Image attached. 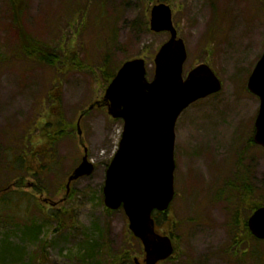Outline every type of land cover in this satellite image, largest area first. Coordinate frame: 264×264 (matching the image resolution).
<instances>
[{"label": "rangeland", "instance_id": "rangeland-1", "mask_svg": "<svg viewBox=\"0 0 264 264\" xmlns=\"http://www.w3.org/2000/svg\"><path fill=\"white\" fill-rule=\"evenodd\" d=\"M158 1L27 0L23 14L27 31L57 49L73 48L84 64L81 69L56 70L36 61L32 64L19 54L10 31L8 0H0V189L19 181L24 186L18 190L17 211L10 213L8 221L0 218V247L5 238L10 243L0 264H135V258L143 262V247L130 233L125 212L109 211L104 204L106 171L123 122L103 108H88L104 96V74L96 68L105 56L113 68L128 58H145L147 77L153 79L155 55L169 38L149 29V14ZM163 1L172 6L176 27L187 45L185 74L208 63L223 88L192 105L179 119L177 197L165 222L172 225L178 251L161 264H264L263 242L259 249L263 260L243 254L252 242L239 223L233 225L240 201L230 202L228 193L220 196L228 182L249 188L238 220L264 196V149L248 143L260 101L246 88L264 52V0ZM52 97L62 102L61 140L47 150L52 153L48 152L47 161L37 155V167L48 166L44 173L32 169L23 176L18 172L22 164H12L9 149L13 155L16 135L23 139L22 127L36 117L34 144L40 150L44 123L51 120ZM86 110L80 137L77 123ZM84 147L96 169L74 182L69 200L57 207L67 223L59 226L47 218L50 206L41 203L34 191H43L44 197L55 201L64 197L68 176L82 161ZM29 181L35 182V190L25 188ZM32 193L34 200L29 202ZM33 223L39 236L25 237V225Z\"/></svg>", "mask_w": 264, "mask_h": 264}, {"label": "water", "instance_id": "water-1", "mask_svg": "<svg viewBox=\"0 0 264 264\" xmlns=\"http://www.w3.org/2000/svg\"><path fill=\"white\" fill-rule=\"evenodd\" d=\"M150 28L171 35L156 55L154 80L146 78L145 60L134 59L120 68L106 90L109 114L124 121V132L107 170L104 202L110 210L123 206L130 231L144 246L145 264H158L174 252L171 238L156 233L152 214L166 211L175 195L177 120L191 104L219 92L222 84L206 64L183 78L188 53L183 39L178 38L170 6L163 3L153 7ZM248 89L261 101L254 142L264 148V53L249 78ZM94 170L86 149L82 163L68 179L67 193L72 182L92 175ZM248 226L264 241V206L250 217Z\"/></svg>", "mask_w": 264, "mask_h": 264}, {"label": "trees", "instance_id": "trees-1", "mask_svg": "<svg viewBox=\"0 0 264 264\" xmlns=\"http://www.w3.org/2000/svg\"><path fill=\"white\" fill-rule=\"evenodd\" d=\"M73 1H76V0H73ZM26 4H27V0H8V7L10 8L11 18H12L11 20L12 22L10 24V27H11L10 31H12L13 37H15V42H16L19 54H21V56L27 57L29 59L28 61H33V62L36 61L40 65L44 64L56 70H58L60 67L66 68L67 70L81 69L84 64L82 61L78 59V55L74 51H72L73 48L68 49L66 51L61 50V48L57 49L53 47L51 44H48L41 39H36L27 31L23 23V14L26 9ZM97 69L103 72L104 80H105V83L107 84L110 83L111 79H113L117 71L113 69L112 65L109 62L108 56L103 57V60L100 62L96 70ZM52 100L53 101L49 103V107H51L49 110V113L59 115V117L62 116L63 112L61 109L62 108L61 100L57 97H52ZM43 130L44 129H42V131ZM48 139L50 140V142L53 141L51 143L49 142L50 146L53 144L55 145V142L57 141V139L55 138H48ZM37 155L41 156L42 158L44 157V151L42 148H40V150L37 151ZM229 186H230L229 194L227 195V199L230 202H234V203L236 199L240 201L239 209H238V212H239L240 210L244 208L245 205H247L246 203L249 198L248 197L249 188L246 185H242V184L237 186V185H232L230 183ZM16 187L17 188L15 189L17 190L14 189V191H10L0 198V218H3L6 221L11 219L10 218L11 212L17 211L15 204H17V200L20 199V197H17L18 190L19 188H24L23 184L20 181L16 184ZM10 188L8 189L10 190ZM34 192L37 195L43 193V191H39L38 189H36V191ZM13 194L14 196H16V198L13 196ZM31 196L32 198L31 200H29V202L34 200L33 193L31 194ZM33 202L35 203V206L39 205L38 201H33ZM261 205H264V196L257 205H255L254 207L251 205V213L258 207H260ZM48 211L50 213L49 215H47V218L51 220H55L59 224V226H65V224H67L62 218H60L61 216L58 214V212H56L53 209H49ZM165 216L166 215L162 217L161 215L155 214V220H156L157 226L160 228H163V226H166L165 228H167V230L168 229L171 230L172 225H168L165 223L164 221ZM36 226L37 225L35 223H33L32 226L25 225V230L23 232V235L25 237L30 235L32 239L38 237L39 229H37ZM236 226L237 224L234 225V227ZM69 227L74 228V225H71ZM244 232L248 235V238L250 239L251 235L248 232V230L245 229ZM232 239H234V243L236 244L237 240H236L234 232H233ZM7 240L8 238H5L3 241H1L3 245L2 247H0V249L2 250L0 253V257L5 252L10 251L9 250L10 243ZM244 244L247 245L248 241H246ZM259 244H262V243L255 241L254 246L250 248L251 251L248 254L245 253V255L248 256L249 258L254 259L255 253L257 251V247L260 246ZM124 255L126 259L129 257L125 253ZM261 257L262 256L260 255V258Z\"/></svg>", "mask_w": 264, "mask_h": 264}, {"label": "flooded vegetation", "instance_id": "flooded-vegetation-1", "mask_svg": "<svg viewBox=\"0 0 264 264\" xmlns=\"http://www.w3.org/2000/svg\"><path fill=\"white\" fill-rule=\"evenodd\" d=\"M52 120H50L46 125L43 127V132L42 135H44V144L41 146L43 147L44 150V160H48L47 158L52 155L50 151L47 152V150L53 148L52 146L48 144L50 140L48 138H53L54 135L57 137V142H59L61 139L60 132H62V124L59 125V120L58 117L51 114L48 115ZM55 117V118H54ZM54 120H58V123L55 124ZM22 131L25 133V137L23 139H18L21 135L17 137L16 135V142H15V147H16V153L19 154L18 161L22 164H20L22 167H20V173L23 176H26L27 174H30V170H37V163H36V157H37V147L34 144V139H36V131H38V126H37V119L36 117H33V120L29 122V125L26 127H22ZM53 142V141H51ZM50 142V143H51ZM56 142V143H57ZM55 143V144H56ZM40 147V148H41ZM47 148V149H46ZM47 163V162H46ZM29 171V172H28ZM28 172V173H27ZM229 182L226 184V187H224L221 191L220 194L222 193L223 196L226 195L227 192H229ZM27 185H31L30 182H28ZM232 185H235L232 183Z\"/></svg>", "mask_w": 264, "mask_h": 264}]
</instances>
